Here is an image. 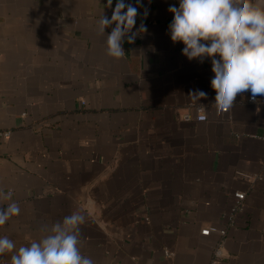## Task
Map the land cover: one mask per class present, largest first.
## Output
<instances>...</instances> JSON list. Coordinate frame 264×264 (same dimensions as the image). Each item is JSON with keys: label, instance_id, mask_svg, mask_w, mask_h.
I'll return each mask as SVG.
<instances>
[{"label": "crops", "instance_id": "0c3cea01", "mask_svg": "<svg viewBox=\"0 0 264 264\" xmlns=\"http://www.w3.org/2000/svg\"><path fill=\"white\" fill-rule=\"evenodd\" d=\"M106 4L0 0V191L21 209L0 236L18 251L81 212V250L96 264H208L219 235L200 230L215 226L226 229L219 264H264V97L218 109L210 60L170 39L178 0H141L133 31L147 32L108 56ZM194 105L206 119H180Z\"/></svg>", "mask_w": 264, "mask_h": 264}, {"label": "clouds", "instance_id": "9594fccd", "mask_svg": "<svg viewBox=\"0 0 264 264\" xmlns=\"http://www.w3.org/2000/svg\"><path fill=\"white\" fill-rule=\"evenodd\" d=\"M113 0H107L112 8ZM141 0L136 4L116 0L111 17L101 14L98 33L106 36L107 55L120 59L125 55L123 44H131L147 27L140 24L135 31ZM173 19L168 25L173 43L184 45L182 55L189 60L205 58L211 62L213 78L210 87L215 92L214 103L221 111H229L236 97L250 92V100L264 97V0H178V6L167 9ZM148 10L143 12L144 18ZM112 27L105 34V29ZM201 99L207 93L191 94ZM0 200L10 201L0 206V226L20 214V206L11 193L0 191ZM86 216L81 212L66 215L62 221L44 226L45 235L28 246L19 247L13 240L0 236V255L12 253L11 264H96L81 250V226Z\"/></svg>", "mask_w": 264, "mask_h": 264}, {"label": "built area", "instance_id": "2783aa9c", "mask_svg": "<svg viewBox=\"0 0 264 264\" xmlns=\"http://www.w3.org/2000/svg\"><path fill=\"white\" fill-rule=\"evenodd\" d=\"M248 100L251 101L250 97H248ZM193 107H194V111H195L193 116H191L189 113L185 112V113H182L180 115V119H182L184 121H190V120L204 121L206 119V115L203 111V107L200 105H194ZM4 134H6V132H4ZM242 175L246 176L248 178L252 177L251 175H247L245 173H243ZM254 178H258V176L255 175ZM244 197H245V192L242 190H236L232 193V201H231V204L229 206V217H230V219H231L232 215L242 207ZM211 232H216L219 235V239L216 242V244L212 250L211 258H210L208 264H219L221 261V257H222L221 246H222V243L224 241L226 229L225 228H217L215 226H207V227H204L200 230V234H202V235H208ZM164 253L168 254L167 251H164Z\"/></svg>", "mask_w": 264, "mask_h": 264}]
</instances>
